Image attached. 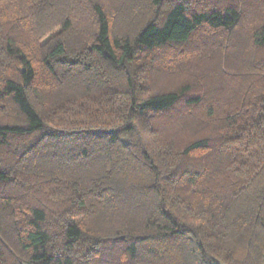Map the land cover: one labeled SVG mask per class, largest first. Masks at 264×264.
Listing matches in <instances>:
<instances>
[{
    "label": "trees",
    "instance_id": "16d2710c",
    "mask_svg": "<svg viewBox=\"0 0 264 264\" xmlns=\"http://www.w3.org/2000/svg\"><path fill=\"white\" fill-rule=\"evenodd\" d=\"M0 264H264V0H0Z\"/></svg>",
    "mask_w": 264,
    "mask_h": 264
}]
</instances>
